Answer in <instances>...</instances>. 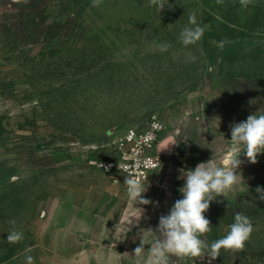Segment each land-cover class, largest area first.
Masks as SVG:
<instances>
[{
  "label": "rangeland",
  "instance_id": "obj_1",
  "mask_svg": "<svg viewBox=\"0 0 264 264\" xmlns=\"http://www.w3.org/2000/svg\"><path fill=\"white\" fill-rule=\"evenodd\" d=\"M163 3L160 12L150 0H101L98 7L92 0H0V264H26L27 255L34 264L62 259L57 241L46 238L45 211L55 221L78 190L109 181L91 161L112 159L113 141L126 131L154 117L166 125V163L148 180L152 196L156 181L169 191L157 198L156 231L183 198L182 171L211 159L222 164L232 125L264 114V0ZM193 11L206 28L185 48L179 36ZM162 43L168 51L158 49ZM240 160L242 179L211 202L204 215L212 231L203 238H223L237 212L251 219V237L242 252L221 249L216 260L195 264H264V201L256 192L264 189V153L255 164ZM13 227L23 239L10 244Z\"/></svg>",
  "mask_w": 264,
  "mask_h": 264
},
{
  "label": "clouds",
  "instance_id": "obj_2",
  "mask_svg": "<svg viewBox=\"0 0 264 264\" xmlns=\"http://www.w3.org/2000/svg\"><path fill=\"white\" fill-rule=\"evenodd\" d=\"M15 3L27 4L29 0H14ZM241 4L247 7L249 0H240ZM101 0H92V6L98 7ZM150 3L158 9L163 10L165 5L163 0H150ZM189 25L182 29L179 40L187 48L199 42L205 32V26L197 23L196 13L189 14ZM223 41L221 46H223ZM171 45L162 43L158 49L162 52L168 51ZM196 57L189 54L188 60L195 62ZM174 141V140H173ZM231 150L222 164H217L213 159L205 163L198 164L194 170L182 171L181 178L185 180L180 189L183 198L175 201L168 215L159 218V226L156 232L160 234L150 250L149 264H169V257L175 256L181 260L197 259L203 260L205 257L211 261L220 256L221 249L233 252H242L246 242L253 232L251 219L243 213L237 212L234 223L229 228L227 234L210 244L203 238L212 231L211 221L204 215L208 211L211 202L217 201L218 197H226L228 192L233 190L242 179V175L237 172L242 161L240 156L244 155L247 160L257 163L258 154L264 153V114H251L247 120L234 123L231 127ZM242 152V154H241ZM147 181V178H146ZM124 184L127 186L129 197L138 204L147 205L150 200L144 199L142 193L147 191L144 181L136 175L126 176ZM256 192L259 199L264 201V189L257 186ZM10 223L14 226L16 221ZM23 239V233L13 227L7 234V241L10 244L19 243ZM144 242L138 246L134 255L140 258L144 253ZM30 251V250H29ZM26 264H34L31 255L25 257Z\"/></svg>",
  "mask_w": 264,
  "mask_h": 264
},
{
  "label": "crops",
  "instance_id": "obj_3",
  "mask_svg": "<svg viewBox=\"0 0 264 264\" xmlns=\"http://www.w3.org/2000/svg\"><path fill=\"white\" fill-rule=\"evenodd\" d=\"M108 177L105 184L78 190V198L73 203L67 197L64 205L70 210L65 213H61L60 208L56 210L58 218L55 221H48L45 211L46 238L55 239L62 254V259L53 258L54 264H137L134 251L141 240L144 253L140 264H149L151 246L157 239L155 209L162 207L157 198L165 189L156 181L160 193L152 196L151 181H147V191L142 197L151 203L141 205L129 197L124 184L126 177ZM60 204L63 202L55 207ZM171 260L169 257V262Z\"/></svg>",
  "mask_w": 264,
  "mask_h": 264
},
{
  "label": "built area",
  "instance_id": "obj_4",
  "mask_svg": "<svg viewBox=\"0 0 264 264\" xmlns=\"http://www.w3.org/2000/svg\"><path fill=\"white\" fill-rule=\"evenodd\" d=\"M165 132V123L154 117L143 128L130 129L116 137L112 159L94 160L91 164L110 175H136L146 183L151 174L166 163L165 154L160 149V141Z\"/></svg>",
  "mask_w": 264,
  "mask_h": 264
}]
</instances>
